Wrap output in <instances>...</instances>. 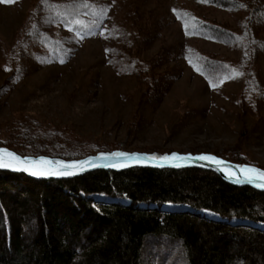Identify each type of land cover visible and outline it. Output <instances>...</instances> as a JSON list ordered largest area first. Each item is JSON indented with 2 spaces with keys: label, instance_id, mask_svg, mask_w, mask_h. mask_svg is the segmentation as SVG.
Here are the masks:
<instances>
[{
  "label": "trees",
  "instance_id": "trees-1",
  "mask_svg": "<svg viewBox=\"0 0 264 264\" xmlns=\"http://www.w3.org/2000/svg\"><path fill=\"white\" fill-rule=\"evenodd\" d=\"M193 1L242 15L231 26L195 14V9L177 10L188 32L231 50L244 47L239 58L186 47L164 51L160 60L140 67L141 52L159 37L162 25H141L139 16L127 10V19L111 27L117 37L111 51L117 72L138 74L145 98L159 102L183 72L177 64L162 70L175 55L195 65L212 85L242 75L248 103L264 101L257 69L258 53L264 52V0ZM54 13L55 23L69 25L86 17L92 29L106 20L104 9L87 0H70ZM138 35L145 37L141 44ZM60 132L35 130L31 136L41 138L42 145L32 152L11 148L23 155L65 159L110 151H88L70 140L71 134ZM62 137L67 140L56 141ZM72 142L79 146L71 147ZM213 153L261 166L239 148ZM151 255H162L164 264H264V191L233 185L198 167L95 170L61 180L0 170V264H150Z\"/></svg>",
  "mask_w": 264,
  "mask_h": 264
},
{
  "label": "rangeland",
  "instance_id": "rangeland-1",
  "mask_svg": "<svg viewBox=\"0 0 264 264\" xmlns=\"http://www.w3.org/2000/svg\"><path fill=\"white\" fill-rule=\"evenodd\" d=\"M69 1L51 0L48 7L49 0H0V144L32 152L42 145L41 138L31 136L35 130L63 131L94 152L99 147L162 153L239 148L264 167V101L248 103L242 75L212 85L195 65L173 54L162 70L177 64L183 72L165 97L153 102L145 98L138 74L121 75L111 61L117 43L111 27L127 19V10L139 16L141 25H162L159 37L143 47L140 67L160 60L164 51L186 47L239 58L244 47L231 50L188 32L177 10L195 9L231 26L240 13L193 0H87L104 9L106 20L92 29L82 17L72 22L73 31V24L52 20L56 7ZM144 38L138 35L139 44ZM61 49L54 58L52 53ZM257 69L264 83L262 51ZM161 256L151 255L150 264H164Z\"/></svg>",
  "mask_w": 264,
  "mask_h": 264
},
{
  "label": "water",
  "instance_id": "water-1",
  "mask_svg": "<svg viewBox=\"0 0 264 264\" xmlns=\"http://www.w3.org/2000/svg\"><path fill=\"white\" fill-rule=\"evenodd\" d=\"M7 149L10 152L16 153L17 155L23 156V157H31L35 160V167L37 168H44L47 165L44 164V160H60V161H64L66 163H73V162H78V161H89L91 162L88 165H80V164H76V168L77 170H79L80 168H90V170L88 171H84L83 174L84 175L88 172H92L95 170H112V171H122V170H126L129 168H134V167H151V168H172V169H180V168H185V167H198L201 169H206V170H212L216 173H218L224 180H226L227 182L233 184V185H237V186H250L256 190H260V191H264V179H261V175L264 174V168L261 166H258L256 164H251V163H237L234 161H231L229 159H226L222 156H219L215 153H211V152H201V153H193V152H179V151H172V152H158V151H154V152H140V151H128V150H123V149H114V150H110V151H99L95 154H90L87 155L83 158H79V159H65V158H61V157H56V156H50V155H45V154H41V155H23L18 153L17 151H15L14 149H11L7 146H0V149ZM116 152H124V153H128L129 156H132L133 154L135 155H139L140 156V160L139 161H135L132 160L130 161V166L128 167H123L121 166L124 162L121 160H117L114 157H110L109 160H103L101 159L102 154L103 155H108L111 153H116ZM201 155H211V156H215L217 157L219 160H221V162H227L228 167H222V168H218V167H214L213 166V162H204V161H200L198 159H196V157H199ZM145 156L151 158V157H164L167 156L169 157L168 160H161V159H157V160H153L151 163L153 165H157V166H144L146 161H145ZM6 159H10L7 156H5ZM116 164V167H102L101 165L104 164ZM175 164H179L181 165L180 167H175L173 165ZM159 165H163V166H159ZM3 171H10V170H3ZM10 172H18V173H24L26 175H28L29 177L35 178V179H45V178H37V177H33L25 172H19V171H10ZM225 173H228V175H226ZM232 173L236 174V179H232L230 178V176L232 175ZM80 175H76L73 176L71 178L77 177ZM55 179V178H52ZM66 179H70V178H66ZM55 180H61V179H55ZM251 181V182H249Z\"/></svg>",
  "mask_w": 264,
  "mask_h": 264
},
{
  "label": "snow or ice",
  "instance_id": "snow-or-ice-1",
  "mask_svg": "<svg viewBox=\"0 0 264 264\" xmlns=\"http://www.w3.org/2000/svg\"><path fill=\"white\" fill-rule=\"evenodd\" d=\"M4 3H13L14 0H3ZM5 156H7L10 159H6ZM110 157H114L117 160H121L124 163L121 165L123 167H128L130 166V161L135 160L139 161L140 156L133 154L132 156H129L128 153L124 152H116V153H111L108 155H103L101 156V159L103 160H109ZM145 165L144 166H157L153 165L151 162L153 160L161 159V160H168L169 157L164 156V157H147L145 156ZM196 159L204 162H213L214 167L222 168V167H228L227 162H221L217 157L211 156V155H201L199 157H196ZM45 165H47L44 168H37L35 167V160L31 157H23L20 155H17L16 153L8 151L6 148L5 149H0V170H10V171H19V172H25L33 177L37 178H45V179H66V178H71L76 175H81L83 174L84 171L90 170V168H80L77 170L76 164L80 165H88L91 162L89 161H78V162H73V163H66L64 161L60 160H44L43 161ZM102 167H116V164H104L101 165ZM163 166V165H159ZM175 167H180L181 165L175 164L173 165ZM228 175V173H225ZM232 179H236V174L232 173L230 176ZM261 179H264V174L261 175ZM251 182V181H249ZM95 207V205H93ZM79 251V249H77Z\"/></svg>",
  "mask_w": 264,
  "mask_h": 264
}]
</instances>
